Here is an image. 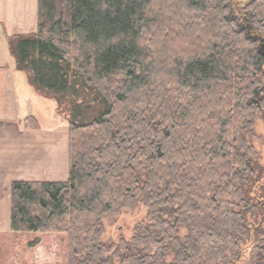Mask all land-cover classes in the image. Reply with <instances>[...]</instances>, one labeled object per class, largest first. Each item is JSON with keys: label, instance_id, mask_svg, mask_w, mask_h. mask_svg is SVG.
<instances>
[{"label": "trees", "instance_id": "obj_1", "mask_svg": "<svg viewBox=\"0 0 264 264\" xmlns=\"http://www.w3.org/2000/svg\"><path fill=\"white\" fill-rule=\"evenodd\" d=\"M238 1L37 0L7 46L63 116L68 177L11 183L6 264L24 234L65 236V264H237L248 243L264 264V0ZM138 206L131 240L104 242Z\"/></svg>", "mask_w": 264, "mask_h": 264}, {"label": "crops", "instance_id": "obj_2", "mask_svg": "<svg viewBox=\"0 0 264 264\" xmlns=\"http://www.w3.org/2000/svg\"><path fill=\"white\" fill-rule=\"evenodd\" d=\"M36 9L37 0H0V231L9 230L12 182H63L68 177L67 126L55 113L51 119L59 122L54 129L25 126L27 119L36 120L43 103L33 98L7 46V38L35 32Z\"/></svg>", "mask_w": 264, "mask_h": 264}, {"label": "rangeland", "instance_id": "obj_3", "mask_svg": "<svg viewBox=\"0 0 264 264\" xmlns=\"http://www.w3.org/2000/svg\"><path fill=\"white\" fill-rule=\"evenodd\" d=\"M250 0H239L238 7L242 8ZM186 23V22H185ZM184 23V24H185ZM190 51V50H188ZM189 55V54H186ZM264 69V68H263ZM30 92L35 100H39L43 103L42 112L38 114L36 121L37 124L42 129H54L59 122V119H62L63 116L57 115L55 111V105L51 102L43 101L37 95H35L31 89ZM37 102V101H36ZM55 116L59 119L52 120V116ZM251 146L255 152L259 155L261 163L264 164V120L258 119L255 124V138L251 142ZM146 216V210L142 206H138L135 210L126 211L122 213L114 223L105 224V232L103 236V241H113L118 242L120 239L130 241L133 237V231L135 226L144 221ZM0 233H9V230L0 231ZM11 233L3 235L4 249L1 250L2 259L7 263V256H11L10 248L5 243L8 241ZM9 235V236H8ZM30 234H24L21 237H16L14 240H22L18 246L14 244V247L17 251V254H21L22 259L17 260V264H65V239L63 235L56 234H39L35 237L40 238V244L36 248H27L26 241H31L34 236H27ZM12 236V234H11ZM34 237V238H35ZM21 238V239H20ZM18 249H17V248ZM242 258L237 264H255V251L251 243L246 244L243 249ZM16 261V260H15ZM15 264V263H14Z\"/></svg>", "mask_w": 264, "mask_h": 264}]
</instances>
